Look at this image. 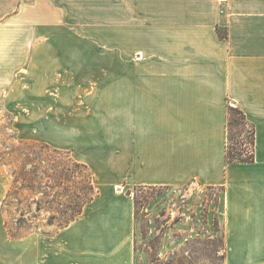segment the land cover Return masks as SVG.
Instances as JSON below:
<instances>
[{"label": "crops", "instance_id": "obj_1", "mask_svg": "<svg viewBox=\"0 0 264 264\" xmlns=\"http://www.w3.org/2000/svg\"><path fill=\"white\" fill-rule=\"evenodd\" d=\"M62 92L99 189L49 240L0 221V264H136L128 189L191 182L223 188V264H264V0H0V101L52 120ZM229 106L253 161L227 162Z\"/></svg>", "mask_w": 264, "mask_h": 264}, {"label": "rangeland", "instance_id": "obj_2", "mask_svg": "<svg viewBox=\"0 0 264 264\" xmlns=\"http://www.w3.org/2000/svg\"><path fill=\"white\" fill-rule=\"evenodd\" d=\"M84 75L83 81L112 80V74ZM59 97H47L59 115L40 121L26 115L33 106L0 101V221L13 239L49 240L80 216L99 189L93 170L77 160L84 158L83 137L72 134L63 92ZM231 120L230 149L247 156L251 124L241 122L236 112ZM127 192L136 205V264H223L222 187L191 182L135 186Z\"/></svg>", "mask_w": 264, "mask_h": 264}, {"label": "trees", "instance_id": "obj_3", "mask_svg": "<svg viewBox=\"0 0 264 264\" xmlns=\"http://www.w3.org/2000/svg\"><path fill=\"white\" fill-rule=\"evenodd\" d=\"M233 112H236L237 114L240 115V119L241 122H244V120L248 121L251 125V145H252V149L250 151V154L247 156H243V153L238 152L237 150H231L230 146H229V128L231 125V115ZM227 130H228V140H227V150H226V159L227 162H246V161H253L254 157H255V126L253 124V122H251L248 119L247 114L238 106H229V110H228V118H227Z\"/></svg>", "mask_w": 264, "mask_h": 264}, {"label": "built area", "instance_id": "obj_4", "mask_svg": "<svg viewBox=\"0 0 264 264\" xmlns=\"http://www.w3.org/2000/svg\"><path fill=\"white\" fill-rule=\"evenodd\" d=\"M222 1H224V0H222Z\"/></svg>", "mask_w": 264, "mask_h": 264}]
</instances>
